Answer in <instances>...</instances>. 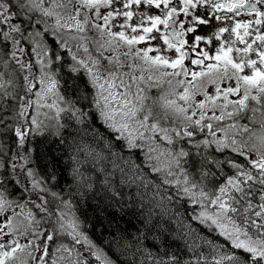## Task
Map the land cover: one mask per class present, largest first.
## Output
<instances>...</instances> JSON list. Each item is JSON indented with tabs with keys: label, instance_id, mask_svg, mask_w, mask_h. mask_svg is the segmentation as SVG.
I'll return each mask as SVG.
<instances>
[{
	"label": "snow or ice",
	"instance_id": "1",
	"mask_svg": "<svg viewBox=\"0 0 264 264\" xmlns=\"http://www.w3.org/2000/svg\"><path fill=\"white\" fill-rule=\"evenodd\" d=\"M118 0H0V59L4 56H9L8 52V42L10 41L14 48L25 42L31 46V52L28 53L29 56L35 55V64L39 65L42 75L37 78L35 73L32 71L35 66L32 63H26L17 61L20 65V69H28V74L23 76L24 90L26 92H32L34 89V81L38 80V83L43 86L45 85V77H48L49 84L46 91L53 93L58 96V99L63 100L64 97L60 96L55 90L60 87L59 81L54 77L57 76L61 71H63L67 57H65L64 52L67 51L71 57L72 64L68 65L69 74L73 72H79L80 69L84 70V74L87 76V81L84 82L83 87L80 88L79 85L73 86V94L77 96L75 103H80L82 100L84 103L81 104L79 108L69 107L67 109H58L57 115L60 112H70L71 117L78 123L84 124L85 117L90 119V123L96 124L99 122L108 134L111 136L117 144L121 146V149H139L147 151L144 152L145 162L149 164V167L153 172L163 173L161 177V183L165 185L174 184L177 189V195H182L187 197L188 200L193 205H198L200 210L198 212L193 209V215L191 219L203 225L211 233H216L218 236L224 238L226 243L231 246L232 254H223L225 245L216 244L213 241H206L207 245L210 246L211 251L218 254L219 258L213 257L209 259L204 253H201L195 258V260H181L180 256L176 254L167 255V258L161 257L154 261V264H264V121L261 122L259 131H253L249 129L246 125L240 128L244 134H248L247 141H240L239 143L235 139H229L227 142L224 140L216 139V131L213 130L214 125L208 123L206 126L209 129L208 135L213 139L197 140L193 143L192 138L198 134V128H203L204 125L201 121L205 119V114L203 111L200 112V119L194 120L191 116H185V119L191 121L194 126L190 127L189 124L185 123L183 125V130H178L173 125L175 121L173 115L176 113H184L186 110L176 104L174 100H167L161 96L158 100H154L153 104L150 106L145 103L148 99L144 95L145 89L139 86L137 77H135L132 72L123 73L121 68L128 63V59L131 57L133 61L135 58L140 56V50L136 49L133 52L132 46L137 44L139 41L145 40V35L131 36L130 38L125 35L124 31L112 32L110 30L111 26L109 21L113 18V12H108L103 16V21L105 27L103 32H107L109 37L112 39L100 43L98 41H93L95 47L96 55L94 56L89 50L86 43H80L79 41H84L91 39L90 37L80 36V33L85 32V26L90 25L94 30H100V25L92 20V13H83L84 8L95 9V15L97 19L100 17L99 9L107 7ZM146 3L152 5L155 3L156 7H159L161 3L164 4L165 8H168L169 0H128L124 7L127 8L130 3ZM184 8L181 9L185 14L188 13L189 7L196 8L198 3H202L203 0H182ZM211 3V0H209ZM256 4H264V0H256V3L245 4L244 0H239L235 3H211L213 10L227 9L228 12L233 10L242 9L245 7L250 8L252 11H256L258 16H264V13L259 12L256 8ZM57 9H62L67 12V18L63 19L60 14L56 11ZM175 12V9H169L164 19L160 16L149 17L151 20V27L143 28L145 34L152 33L158 24H163L166 29L170 25V18ZM116 15L121 13L117 11ZM126 18L130 19L132 17L131 12L122 13ZM239 12L237 11V15ZM83 16V22H81L80 17ZM55 17V23H51V19ZM220 19V17H216ZM75 22L74 24L72 22ZM193 22H197L201 25L208 24L207 20L200 19L197 16L192 17ZM173 24L175 22H172ZM257 24L261 21L257 20ZM44 28L41 29V25ZM5 27L7 31H5ZM124 28L125 25H120ZM243 27L245 29V36L250 35L247 31L248 24L241 25L237 23L231 32L237 33V29ZM64 30H68L69 33L73 31L76 34L68 36L65 39L61 33ZM133 32L137 29L133 28ZM187 31L189 33L193 32L192 27H188ZM228 31L226 28H220L219 32L216 33L219 37L220 33ZM103 32L101 35H103ZM183 30L177 32L174 27L169 34H161L160 37L153 36V39H162L164 44L168 48H175L176 52L179 53V57L169 64V61L161 56H156L153 60L148 56V52L151 49H145L143 52V58L145 60H152L153 63L163 64L176 69L177 66L181 67L184 75L188 74V70L183 68V60L185 53L181 51L183 45L186 41L180 40L179 46L174 44L170 40V35L173 39L182 36ZM53 37V42L50 44L47 40L48 36ZM118 37V40L116 39ZM237 38L241 43H244V37L237 33ZM78 41L76 44L77 50L83 49L86 56V60H78L76 55L71 52L68 40ZM202 39L200 36H196L195 40L198 42ZM256 40L264 42V36L257 34ZM120 41H123L128 46V51L120 52L121 47ZM20 53H25L23 47H19ZM193 50H195V44L193 45ZM110 53L105 55V52ZM233 49L231 47L225 50L223 44L217 49V55L214 57H209L208 52H203L202 56L205 59H214L216 61L225 62V72L223 76H219V79L230 78L227 76V66L231 65L236 72L233 76L236 77L237 86L236 88H227L224 90V99L228 101V94L235 93L240 88V81L242 80L246 86L257 87L258 92L264 98V68H256V61L248 59L246 62L241 61L240 63H234L229 57ZM250 51H255L252 44H248L244 49H236V53L240 54L243 52L247 54ZM221 53L223 55H221ZM259 56L260 63L264 65V51L257 53ZM12 59L16 58V51L10 53ZM121 57L124 58L123 62ZM106 62V63H105ZM193 64H204V59L192 60ZM49 66L55 69V72L48 71ZM130 68L135 67V64H128ZM251 67L254 69L253 74L250 75H237L243 68ZM217 68L215 64H208L207 71H201L198 73H193V80L197 76H208L209 83H215L216 81L212 79L215 75L214 70ZM178 72H173L171 75H179ZM7 73H0V101L5 98L10 97L12 94L8 93L7 86L13 84L11 79L4 80ZM124 77H128L130 80L136 83V91H132L133 85L126 83ZM80 79L79 77H74V80ZM140 79H143L141 77ZM150 79V77H149ZM119 80L120 83L117 84L116 81ZM183 83V81L181 82ZM91 85V88H89ZM122 87L123 92L116 91V89ZM248 87H245V97L238 101L239 109L245 107V100L248 99ZM220 89L217 87V95ZM40 96V93H36ZM91 97V98H90ZM256 100L257 97H251ZM20 99H24L20 97ZM182 101H188L190 99L188 89H185L184 93L179 97ZM215 98L208 96L207 100L212 101ZM31 101H25V104H30ZM70 105L72 102H69ZM49 108L55 107V105H45ZM213 110L215 105H212ZM85 108H90L91 111H84ZM160 110L157 111L156 109ZM198 109H204L205 104L200 103L195 106ZM238 109V110H239ZM7 111L6 105L0 103V126H3L7 117L4 113ZM23 114V111L22 113ZM195 115V109L193 110ZM229 116L232 113H228ZM223 117L212 116L208 119L220 120ZM33 124H36V119L33 118ZM60 127H64L61 125ZM231 127H240L238 125H233ZM7 129L0 127V134H2ZM35 131V130H33ZM64 131H67L64 128ZM16 137H19V148H24L26 144L27 132L22 127H17L15 129ZM72 135V133H68ZM187 138V140H185ZM103 139V137H100ZM62 143H67L63 137H61ZM75 142V141H73ZM180 143L181 147L176 150V144ZM215 143V151L219 152L221 155L229 147L233 152L237 153L238 157H245V163L251 165L250 169H246L245 165L236 162V157L227 158L223 161L211 156L207 153V148ZM184 144H192L196 149V156H198L199 167L195 168V171H190L185 167L189 163V159L192 158L194 154L190 149H186ZM167 145V146H166ZM108 146H111V141H109ZM80 149H78L79 151ZM26 155L20 156V159L25 160L27 163L30 161V150L25 149ZM3 153L2 146H0V154ZM255 153L258 156L257 160H252L250 157ZM91 155V153H88ZM155 154V155H153ZM19 156V150L13 152V163L12 169L13 174L16 176L21 175L15 170L17 164L15 163L16 158ZM170 158L167 163H161V158ZM156 161L153 164L152 161ZM194 166L197 161L194 160ZM7 162L0 160V168H5ZM227 166L234 170V175L229 176L225 183L221 184L218 189H210L205 191L207 187L205 180L208 177H212L213 180L217 178V174L213 171V168L218 169L222 175L224 173V166ZM19 167L23 168L24 165ZM258 170V171H254ZM78 171L74 169L75 173ZM103 171V170H101ZM25 177H33L32 179V192L37 189L40 191H45V189L40 188V183L34 179L36 172L34 169L29 167L26 173H23ZM196 174L199 175L197 180ZM175 177V179H170ZM55 179V176L52 177ZM19 182V181H18ZM104 187L107 188L108 180L107 177L103 181ZM257 186H259L257 188ZM159 187V185H157ZM28 191L27 185L24 188ZM198 190V191H197ZM257 191L262 194L259 196V204H253L252 200L256 198ZM238 194V195H237ZM31 195V193H30ZM53 197L57 194L52 193ZM167 199H172L171 196L166 197ZM40 203H35V207L41 213H48L47 219L51 220L54 215L49 208L46 206L48 201L44 196H38ZM33 202V201H29ZM13 201L7 200L2 193H0V237H4L12 234L13 232H19V235L26 236L28 234L33 235H43L46 240H41L37 245L38 251H43L44 256L34 257L33 259H39L41 264H46V256L48 255V250L50 247V242H52L58 235V230L56 227L52 228V234L49 235L48 232H43L40 234L35 233L31 229V224L33 222V217L31 213L26 217L28 219V224L25 225L23 221L13 226V217L20 215L18 213H13L12 216H7V208L11 206ZM34 203V202H33ZM67 206V202H65ZM259 210H256V209ZM66 213H61L57 218L56 223L59 225V230L67 232L69 228L75 229L78 225L74 220L68 221L65 219ZM38 225L40 222L35 221ZM7 227L8 231L5 232L4 229ZM23 228V230H21ZM251 230V231H249ZM191 226L189 225V232L186 235H191ZM72 235V232H68ZM255 237V239L253 238ZM75 242L79 244L81 241L77 236H74ZM87 240V237H84ZM33 241H29L28 245L33 244ZM28 245H21L16 240H6L0 241V264H6L7 261L12 260L15 253L18 250H23V248ZM61 247H64L63 245ZM95 247V245H91ZM189 251H194L193 245H187ZM59 250V249H57ZM65 251L68 249L65 248ZM236 251H242L245 256L236 255ZM98 264H111L106 254L102 250L97 249L92 253ZM52 264H56L53 260ZM79 264V261L76 262Z\"/></svg>",
	"mask_w": 264,
	"mask_h": 264
},
{
	"label": "flooded vegetation",
	"instance_id": "2",
	"mask_svg": "<svg viewBox=\"0 0 264 264\" xmlns=\"http://www.w3.org/2000/svg\"><path fill=\"white\" fill-rule=\"evenodd\" d=\"M195 2V0H194ZM239 2V0H211V3H235ZM245 4H253L256 3V0H244ZM125 3H128V0H118L117 3H114L112 5H109L107 7H101L99 9L100 17L97 19L95 15V9H89L84 8L83 13H92V20L95 21V23L99 24L100 30H94L91 28L90 25L85 26V32L81 33L80 36L90 37L91 39H87L84 41H79L80 43H86L89 47V50L92 52V54L95 56V47L93 45V41H98L100 43H103L105 41H108L112 39V37H109L107 32H103V28L105 27L103 16L106 15L108 12H113L114 8L122 7L125 8ZM211 3H209V0H203L202 3H198L196 8L189 7L188 13L185 14L181 9L184 8V4L182 0H169L168 8H165L164 4L161 3L159 7L155 6V3H153L151 6L146 3H130L127 8H125V11L130 12V10H136L138 13L136 15L137 21L131 22L128 30H126L125 35L129 38L133 35H136L139 37L140 35H145V40L139 41L137 44H134L132 46L133 52H135L136 49H139L140 52L144 51L145 49H151L149 52H162L165 54H168L170 57L174 56L171 61L177 59L179 57V53L176 52L175 48H168L166 44H164L162 39H153L152 37H160L161 34H169L172 31V27L175 28L177 32H180L183 30V35L173 39L170 35V40L172 43L177 44L179 46V41L183 40L186 41V43L183 45L181 51L184 52L186 55L183 60V68L188 70V74L184 75L183 71H181V67L177 66L176 69H173L169 66L163 65V64H157L153 63L152 60H145L144 58H135L133 61V58L128 59V63L125 64L123 68H121V72L127 73L132 72V74L137 77L139 86L142 89H145L144 95L147 97L151 96V101L158 100L160 98V95L162 96V93H168L169 97H172L173 99L179 100L178 103L180 104V107L185 108V112L183 114H179L180 120H181V126L177 128L178 130H183V125L185 123L189 124L190 127L194 126L191 121H188L185 119V116H191L194 120L200 119V112L203 111L205 114V119L201 121V124L204 125L203 128H198V134L192 138L193 143L196 142L199 138L202 137H209L210 140L213 139L209 133V129L207 128L208 123H212L214 125L213 130L216 131V139L224 140L227 142L229 139H235L239 143L240 141H247L248 135H244V133L240 130L243 126H247L248 128L252 127L259 131L260 124L262 121H264V98H262L261 94L258 92L257 87L252 86H246L244 82L241 80L240 88L235 93H229L228 94V101L226 102L224 99V90L231 87L236 88L237 86V80L236 77L233 76V73L236 72L235 69L231 67V65L227 66V76L230 78L225 79H219V76H223L225 72V62L222 59L221 61H216L214 59H205L202 56L203 52H208L209 57H214L217 55V49L221 47V44H223L225 50L227 48L231 47L233 51L229 53V57L233 60L234 63H240L242 60L247 61L248 59H252L256 61V68H264V65L260 63L258 52L264 51V42H261L259 40H256L257 34L264 36V16H258L256 11H252L250 8L245 7L238 10H233L232 12H228L227 9H220V10H213L211 7ZM175 9V12L170 18V27L168 29L165 28L163 24H158L156 26V29L153 30L152 33L145 34L143 32V28L145 27H151V20L149 17L152 16H160L161 19H164L165 15L167 14L169 9ZM256 8L259 12L264 13V4H256ZM61 18L66 19L67 12H65L62 9L56 10ZM237 11L239 14L237 15ZM197 16L200 19L207 20L209 23L201 25L197 22L192 21V17ZM216 17H220V19H216ZM81 22H83V16L80 17ZM112 20V19H111ZM109 21V23L113 24V22ZM260 20L261 23L257 24L256 21ZM51 23H55V17H53L50 21ZM172 22H175L174 24ZM75 23L74 21L72 22ZM237 23L248 24L247 31L250 33V35L245 36V29L243 27L237 29V33H239L240 36L244 37V43H241L240 40L237 38V33L231 32V29L236 26ZM188 27H192L194 29L193 32L189 33L187 31ZM44 28V25H41V29ZM136 28L137 31L133 32L132 29ZM220 28H226L228 31H225L223 33L219 34V37H217L216 33L219 32ZM7 31V28L4 29ZM103 32V35L101 33ZM63 37L65 39H68L69 35L76 34L74 31L72 33H69L68 30H64L62 33ZM200 36L202 39L200 41H196L195 37ZM118 40V37L116 38ZM48 42L51 44L53 42V37L51 35L47 38ZM78 41L68 40L69 47L71 48V51H74L75 54L79 55V60H86V56L83 52V49L77 50L76 44ZM121 47L119 49L120 52H126L128 51V46L123 41H120ZM195 44V50H193V45ZM248 44H252L255 51H250L247 54H244L241 52L240 54L236 53V49H244ZM8 52L9 56H4L2 59H0V73H7V69L13 68L14 71H10V79L13 81V86H9L10 88V94L11 97L14 95L16 97V101H20V97H23L22 100L23 103L25 101L30 100L31 93L34 91V89L38 88V80L34 81V89L32 92H26L24 90V81L23 76L28 74V69L25 68L23 70L20 69V65L17 63V61L26 62V63H32L35 66L33 67L32 71L35 73V75H39L38 69L36 68L37 65L33 62L34 61V55L31 56L28 55V53L31 52V46L25 42L16 46V48L13 47L11 42H8ZM19 47H23L25 49V53H20L18 50H16ZM16 51V58L12 59L10 57V53L12 51ZM65 55H68L69 53L67 51L64 52ZM107 51L105 52V55H109ZM153 54V53H148ZM221 55H223L221 53ZM69 56V55H68ZM70 57V56H69ZM156 55L154 54L153 60L155 59ZM34 58V59H33ZM71 58V57H70ZM195 59H204V64H193L192 60ZM124 58L121 57V61L123 62ZM106 63V62H105ZM135 64V67L130 68L128 64ZM170 64V63H169ZM208 64H215L217 65V68L214 70L215 75L211 77L216 82L215 83H209V77L208 76H197L195 80H193L192 74L198 73L201 71H207V65ZM66 68V66H65ZM68 69V68H66ZM52 72L55 71L54 68L50 69ZM22 71H25L23 73ZM254 69L251 67L243 68L240 72L237 73V75L243 76V75H252ZM157 72V79L151 76V74H155ZM173 72L180 73L179 75H171ZM84 80L87 81V76L84 74V70L80 69L79 72ZM59 76V74H58ZM143 77V79H140ZM150 77V79H149ZM59 79V77H58ZM57 79V80H58ZM4 80H8L7 76L4 77ZM124 80L126 83H130L133 85L132 91H136V83L130 80L128 77H124ZM59 81V80H58ZM183 81V83H181ZM60 83V81H59ZM117 84L120 83L119 80L116 81ZM184 86L185 89H188L190 99L188 101H182L179 99L180 95H182L184 92L181 91V87ZM13 87L15 89H13ZM217 87L220 89L219 94L217 95ZM245 87H248V99L245 100V107L243 109H239L238 101L241 99H244L245 97ZM89 88H91V85H89ZM116 91L123 92V88L120 87L116 89ZM185 91V90H184ZM13 96V98H14ZM208 96H212L215 99L212 101L207 100ZM256 96L257 99L253 100L251 97ZM68 101L66 97H64V101ZM148 100V99H147ZM145 101V103L147 102ZM204 103L205 108L204 109H198L195 108L197 104ZM215 105V109L213 110L212 105ZM16 106V105H15ZM226 107H231L236 109V114L234 116H229L227 114V111L225 110ZM195 109V115L193 114V110ZM239 109V110H238ZM160 109L158 108L157 111ZM216 116V117H223L220 120H209V117ZM232 117H235L232 118ZM234 119V120H232ZM24 120L25 124L27 126L22 127L26 131V129L29 127V122L26 121L25 116H21L19 114L18 121ZM6 124V123H5ZM233 125H238V127H231ZM19 126V123H18ZM1 127V126H0ZM21 127V126H19ZM12 133L14 135V142L10 144L9 148L7 150H3V153L0 154V160L6 161V167L0 168V193L3 194V196L10 201H13L11 206L7 208V212L5 215L12 216L13 213H18L20 215H17L13 217L12 223L15 227L17 224H19L21 221L25 225L28 224V219L26 218L29 213H31V216L34 218L33 222L31 224V229L37 233H43L48 232L49 235L52 234V228L55 222V214L56 211L59 209L57 206H55L54 202L47 199V196H52L51 192L46 191H40L36 190L35 192H32V185L29 184L28 180L23 181L19 176H16L11 173L12 169V163H13V152L19 150V156L16 158L15 163L17 166L24 165V168L26 169L25 165L29 167V163H27L25 160L20 159V156H24L27 154L25 149L30 150L28 141H26L24 148H19V137H16L14 130H12ZM0 134V146H2V140H1ZM30 134L27 132L26 139H28ZM187 140V138H185ZM180 144V143H179ZM188 147H193L192 144H185ZM209 149V148H207ZM216 149V144L213 143L210 147V151ZM222 157L231 158L236 157V162L242 165H247L245 163L246 158L245 157H238L237 153L233 152L232 149L229 147L225 150ZM252 160H257L258 156L253 153L250 157ZM13 170V169H12ZM16 171V170H15ZM8 175L9 177H7ZM11 179L13 181L19 190H12L10 189L8 185V180ZM28 179H33V177H28ZM35 179V178H34ZM19 181V182H18ZM27 183L28 191H25V184ZM32 183V180L30 181ZM31 193V195H30ZM38 196H44L45 199L48 201L47 207L49 210L54 214L52 216L51 220L47 219L48 213H41L39 210L35 207V203H40ZM33 201V202H29ZM72 215L78 219L75 216V212L72 211ZM35 221H39L40 223L37 225ZM56 227V222H55ZM23 230V228H21ZM58 230V229H57ZM5 232L8 231L7 227L4 229ZM84 234L86 233L83 229ZM6 240H16L21 245H28L29 241H33L34 243L31 245H28L27 247L23 248V250H18L15 253V256L12 260H9L6 262V264H41V261L39 259H33L34 257H40L44 256L43 251H38L36 245L41 240H46V237L43 235H33L28 234L26 236L19 235V232H13L10 235L0 237V241H6ZM69 238L62 239L60 237V232L58 230V235L56 238L50 242V247L48 250V255L46 256V264H52V261L55 260L56 264H76L77 261H79V264H98V262L95 260L93 256L88 257L87 252L88 248L84 247L82 243L79 244L76 243L75 247L73 244L70 243L72 241H75L73 238L70 243H68ZM70 244V245H69ZM65 247H61V246ZM69 245V248L66 247ZM91 247V244H89ZM67 248L70 250V254L66 256H62L61 252L65 251L64 249ZM92 248V247H91ZM59 249V250H57Z\"/></svg>",
	"mask_w": 264,
	"mask_h": 264
},
{
	"label": "trees",
	"instance_id": "3",
	"mask_svg": "<svg viewBox=\"0 0 264 264\" xmlns=\"http://www.w3.org/2000/svg\"><path fill=\"white\" fill-rule=\"evenodd\" d=\"M74 77L80 79L74 80ZM59 81L67 102H72L69 107L79 108L84 102L81 100L80 103H75L77 96L73 94V86L75 84L82 88L85 82L83 76L76 72L69 74L64 67L59 73ZM4 103L6 107L10 103L8 107L15 109L16 97ZM84 111L91 109L85 108ZM11 113L14 112H10L9 116L8 113L4 115L9 118ZM61 125L64 127H60ZM1 127L7 129L1 135L5 151L14 142V135L10 121ZM47 131L32 134L28 138L29 165L35 170L43 189L57 194L55 197L47 196V199L53 201L55 206L69 203L78 218L76 224L79 229L82 232L84 229L85 235L114 264H154L155 260L172 254L180 256L182 261L195 260L201 253L209 259L219 258L207 245L206 241L209 240L225 245L223 254H232L231 246L223 237L209 232L206 227L191 219L194 206L188 198L177 195L174 184L165 185L160 182L163 173L153 172L145 162L146 150L121 149L99 122L92 124L85 117V123L78 124L70 112L62 114L57 131ZM69 132L72 135H68ZM61 137L67 143H62ZM184 147L190 149L185 144ZM194 149H190L194 156L186 158L189 163L185 165L193 172L199 167V158ZM206 151L221 161L226 158L217 151ZM194 160L197 161L195 166ZM245 167L250 169L251 165ZM74 169L78 171L74 173ZM213 171L217 178L214 181L210 176L205 184L218 186L235 174L226 165V175L215 168ZM53 176L55 179H52ZM106 177L107 188L103 184ZM196 177L199 179L198 174ZM7 180L10 189L19 190L11 179ZM261 194L257 191L253 204L260 203ZM169 196L172 199L166 198ZM189 225L191 235H186ZM187 245H193L194 251H189ZM235 254L246 255L242 251H236Z\"/></svg>",
	"mask_w": 264,
	"mask_h": 264
},
{
	"label": "rangeland",
	"instance_id": "4",
	"mask_svg": "<svg viewBox=\"0 0 264 264\" xmlns=\"http://www.w3.org/2000/svg\"><path fill=\"white\" fill-rule=\"evenodd\" d=\"M117 11H119L121 14L120 15H116L115 13ZM123 12H125V8H122V7H118V8H114L113 9V14L114 15H113V18L111 20V22H113V24L112 23L111 24L109 23V25L111 26L110 30L112 32L124 31L126 33V30H128L129 27H134L135 26V24H134V26H130V24H131V22L133 23V22H136L137 21L136 15L138 13L136 12V10H130V12L133 14L130 19L126 18L122 14ZM66 18H67V15H66ZM120 25H125V27L124 28H121ZM61 35H63V34L61 33ZM24 45H25V43H24ZM71 52L75 54L74 51H71ZM143 52L144 51H141L140 52V58H143ZM148 53H153V54H150V55L148 54V56L151 57V58H153L154 57V54H155L156 56H161V57L167 59L169 61V63H171V60L174 57V56L170 57L168 54H165V53H162V52H148ZM68 55H65V57H67V62H66V65H65L66 68H68V65H71L72 64V60L69 57L70 55L69 56ZM75 55H76L77 59L79 60V55L78 54H75ZM33 62L35 63V59H34ZM36 68L38 69V72H39V76L37 78H39L42 75V73H41V70H40L39 65H37ZM50 69H51V66H49L48 69H45V72L51 71ZM10 71H14L15 72V70L13 68L7 69V79H10ZM22 72L24 73V71H22ZM151 76L154 77L155 79H157V72L155 74L154 73L151 74ZM56 77L58 79L59 76L57 75ZM48 84H49L48 77H45V85L41 86L38 83V88L34 89V91L31 93V98H30L31 103L30 104L23 103L22 102V99H21L20 102L18 101L19 102V106L18 107H19V110H20L19 113H21L23 111V114L26 116V121L29 122V130H28V132L31 133V135L33 133L41 132L43 130H45V131L48 130V131L54 132V129H55L57 131L59 129V124H60V120H61L62 114L64 113V112H60L59 115H57V110L58 109H61V108H63V109L69 108V103L66 100L65 101H64V99L63 100H60V99H58V96L57 95H55L53 93H49V92L46 91V88H47ZM9 86H13V85L11 84ZM9 89L10 88L7 86L8 93H10V91H12V90H9ZM184 90H185V87L182 86L181 87V91L184 92ZM55 91L60 96H62L61 90L59 88H57ZM37 92L40 93V96H37L36 95ZM13 96L12 97L10 96V97L5 98L3 101H0V103H3L4 105H6L4 102L5 101H8V99H13ZM151 96H153V95L150 94V97H148V100L146 102V104H148L150 106L153 104V102L151 101ZM162 96L165 99H167V100H174V101H176V104L178 106H180V104L178 103L179 100H176V99H173L172 97H169L168 93H162ZM160 97H161V95H160ZM9 102H10V100H9ZM8 104H10V103H7V111L5 113H8V116H9V113L10 112H14L15 109L14 108L12 109L11 107L9 108L8 107ZM53 104L55 105V107H53V108H49V107L45 106V105H53ZM225 110L227 111V114L228 113H232L231 116H234L236 114V109L235 108L226 107ZM179 114H183V113H176V114L173 115V119L175 121V124L173 125L174 127L176 126V123H179V121H180ZM11 115H12L11 117L7 118L6 124H7L8 121H10L11 124H12V122H13V118L12 117H13L14 114L11 113ZM33 118L36 119V124H33L32 123ZM232 118L235 119V117H232ZM234 119H232V120H234ZM15 120H16V117H15ZM20 122H22V121H20ZM17 127H19V126L17 125L16 128ZM249 129H251L253 131H257L256 129H254L252 127H250ZM33 130H35V131H33ZM48 131H47V133H49ZM244 135H248V134H244ZM204 139H210V138L206 136V137L199 138L198 140H204ZM180 147H181V144L177 143L176 144V150H179ZM193 148L194 147H191L190 146V149H193ZM209 149H210V147H209ZM144 150L147 151V149H144ZM193 151H194V153H196V149H194ZM153 155H155V154H153ZM168 159H170V158L162 157L161 163H167V160ZM153 163L156 164V161L154 160ZM26 171L27 170H25V173H26ZM195 178L198 180L197 177H195ZM170 179H175V177H172ZM225 182H223V183H225ZM223 183H220L218 186L217 185L212 186V185L206 184L207 187L205 188V191L210 190V189H213V188L218 189L219 186L221 184H223ZM51 193H53V192H51ZM193 206H194V209H195L196 212H198L200 210V208H199L198 205H193ZM57 208H59L57 211H60V210L63 211V209L66 210L67 211L66 214L69 211L70 216L72 218H75L72 215V211L73 210L71 209L69 203H67V206L65 205V203L59 204V205H57ZM256 210H259V209H256ZM54 216H55V219L54 220L56 222V220H57V218L59 216H57V213ZM65 218L68 221H72L73 220L72 218H69L68 216H66ZM75 220H76V218H75ZM55 222H54L53 227H55ZM77 223H78V221H77ZM56 228L59 230V225L57 223H56ZM249 231H251V230H249ZM59 232H60V237L62 239L69 238L68 243H70V241L74 238V236L77 235L76 228L75 229L69 228L67 230V232L59 230ZM68 232H72V235H69ZM78 238L80 239L82 245L84 247L88 248V252H87L88 257L93 256L92 253L95 252L97 249L95 247L91 248L88 245V243H86L87 240H85L84 238L80 237L79 235H78ZM253 238L255 239V237H253ZM70 244L71 245L73 244V246L75 247L76 242L75 241H72ZM69 245H67L66 247H69ZM73 246L72 247H69V248H73ZM69 254H70V250L62 251L61 252V255L62 256H66V255H69ZM111 264H112V262H111Z\"/></svg>",
	"mask_w": 264,
	"mask_h": 264
}]
</instances>
